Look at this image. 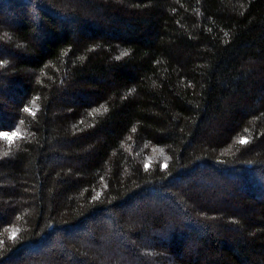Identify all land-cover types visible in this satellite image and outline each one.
<instances>
[{
  "label": "trees",
  "instance_id": "obj_1",
  "mask_svg": "<svg viewBox=\"0 0 264 264\" xmlns=\"http://www.w3.org/2000/svg\"><path fill=\"white\" fill-rule=\"evenodd\" d=\"M16 128L0 264H264V0H0Z\"/></svg>",
  "mask_w": 264,
  "mask_h": 264
},
{
  "label": "snow or ice",
  "instance_id": "obj_2",
  "mask_svg": "<svg viewBox=\"0 0 264 264\" xmlns=\"http://www.w3.org/2000/svg\"><path fill=\"white\" fill-rule=\"evenodd\" d=\"M126 54V53H125ZM26 112H31V114L34 116L35 112H32L31 109L26 108ZM23 123V121H21ZM21 134L19 128H16L14 131H8V130H0V140L7 141V143L11 146L16 140L21 139ZM249 141L247 139H240V144H247ZM147 168L148 165H145ZM164 167L166 168L167 165L165 164ZM13 239H15V234H13Z\"/></svg>",
  "mask_w": 264,
  "mask_h": 264
}]
</instances>
